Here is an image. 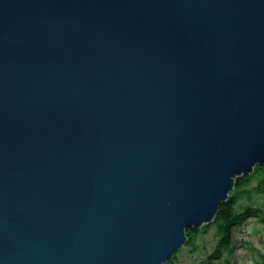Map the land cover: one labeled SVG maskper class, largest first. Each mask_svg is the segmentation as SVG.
I'll return each mask as SVG.
<instances>
[{
  "label": "water",
  "instance_id": "water-1",
  "mask_svg": "<svg viewBox=\"0 0 264 264\" xmlns=\"http://www.w3.org/2000/svg\"><path fill=\"white\" fill-rule=\"evenodd\" d=\"M264 166V0H0V264H165Z\"/></svg>",
  "mask_w": 264,
  "mask_h": 264
},
{
  "label": "trees",
  "instance_id": "trees-1",
  "mask_svg": "<svg viewBox=\"0 0 264 264\" xmlns=\"http://www.w3.org/2000/svg\"><path fill=\"white\" fill-rule=\"evenodd\" d=\"M263 196L264 166L257 165L250 174L236 178L229 199L220 205L213 222L204 224L198 229H186L188 241L185 247L190 251L196 249L198 251V249L207 247L205 242L201 243L204 241L202 237L209 228H212L217 240L215 245L206 252L205 260L207 262L228 264V255L233 245L231 243L233 229L244 223L249 217L255 218L260 224L264 225V204L256 202L258 198ZM256 252L257 255L252 257L251 264H264V251L258 249ZM166 264H173V258L169 259Z\"/></svg>",
  "mask_w": 264,
  "mask_h": 264
},
{
  "label": "rangeland",
  "instance_id": "rangeland-1",
  "mask_svg": "<svg viewBox=\"0 0 264 264\" xmlns=\"http://www.w3.org/2000/svg\"><path fill=\"white\" fill-rule=\"evenodd\" d=\"M256 202L264 204V196L258 198ZM203 235L204 241L201 243L205 242L207 247L203 249L200 246L201 249L198 251L197 249L190 251L185 247V244L174 255L173 264H219L205 260L206 252L215 245L217 240L213 229L209 228ZM231 243L233 245L228 255V264H251L252 257L257 255L256 250L264 251V225L253 217L247 218L244 223L233 229Z\"/></svg>",
  "mask_w": 264,
  "mask_h": 264
}]
</instances>
